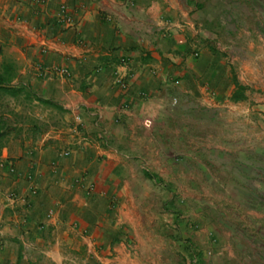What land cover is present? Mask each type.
Returning a JSON list of instances; mask_svg holds the SVG:
<instances>
[{
	"label": "crops",
	"instance_id": "crops-1",
	"mask_svg": "<svg viewBox=\"0 0 264 264\" xmlns=\"http://www.w3.org/2000/svg\"><path fill=\"white\" fill-rule=\"evenodd\" d=\"M0 159L12 262L61 264L80 232L89 264L185 255L163 221L172 193L230 184L245 202L264 185V0H0Z\"/></svg>",
	"mask_w": 264,
	"mask_h": 264
},
{
	"label": "rangeland",
	"instance_id": "rangeland-1",
	"mask_svg": "<svg viewBox=\"0 0 264 264\" xmlns=\"http://www.w3.org/2000/svg\"><path fill=\"white\" fill-rule=\"evenodd\" d=\"M209 171L217 179L223 178V170L211 168ZM262 171L264 173V170ZM224 172L230 173V170ZM185 187V195L174 192L171 201L165 203L163 221L171 232L183 230L182 236L177 239L184 243L187 252L179 257L175 254L179 251L175 250L172 244L166 264H264V185H244V192L249 194L251 189L256 193V197L253 196L245 202L234 200L238 189L230 184L204 185L202 197L197 199L194 198V186ZM219 191L227 198L219 195ZM247 209L251 212L246 211ZM248 221H252L249 223L250 227ZM244 228H251L254 235L249 242L243 238ZM170 234L174 236L173 233ZM73 238L74 243L58 245L57 251L62 256L61 264H89L86 258L89 254L88 241L83 239L82 232L74 234ZM13 243V248L6 250L3 247L7 242L0 237V264H19L18 261L12 262L2 255L3 249L6 252L11 251L12 254H19V243L16 240ZM92 243L91 240L89 248H92ZM193 251H199V254L195 255ZM200 251L203 252L201 259ZM142 253V262L134 264H163V258L160 256L155 259L147 247ZM39 255L36 260L29 259L27 264H55L45 253L40 252ZM185 256L188 262L185 261Z\"/></svg>",
	"mask_w": 264,
	"mask_h": 264
},
{
	"label": "built area",
	"instance_id": "built-area-1",
	"mask_svg": "<svg viewBox=\"0 0 264 264\" xmlns=\"http://www.w3.org/2000/svg\"><path fill=\"white\" fill-rule=\"evenodd\" d=\"M36 3H40L42 0H34ZM56 19L65 24V25H70L72 22V19L70 17L69 14H67L64 10V5L61 4L59 6V11L56 14ZM39 70H42V67L39 66L38 67ZM48 70V69H47ZM49 70L53 73V74H57V75H67L68 74V69L66 66L64 65H53L49 68ZM48 70V71H49ZM118 83L120 85L123 84L122 80L118 78ZM67 128L69 129V131H71L72 133H74L75 135H78V141H86L87 137L85 136V134L82 133L81 128H80V116L78 115V113H74L72 116V119L68 122L67 124ZM103 139V132H98L96 139ZM62 154H66L68 152L67 148H64L62 151ZM5 164V161L3 159H0V168ZM7 197L10 200H13V194L9 193L7 195Z\"/></svg>",
	"mask_w": 264,
	"mask_h": 264
},
{
	"label": "trees",
	"instance_id": "trees-1",
	"mask_svg": "<svg viewBox=\"0 0 264 264\" xmlns=\"http://www.w3.org/2000/svg\"><path fill=\"white\" fill-rule=\"evenodd\" d=\"M235 82V85H236V89L232 92L231 94V97L232 98H236L238 96H240V93H239V89L241 88V86L238 84V82L236 80H234ZM7 86L4 87V89L6 88Z\"/></svg>",
	"mask_w": 264,
	"mask_h": 264
}]
</instances>
